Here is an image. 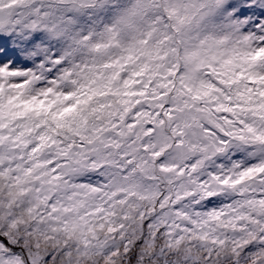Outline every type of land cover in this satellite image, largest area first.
Here are the masks:
<instances>
[{"label": "clouds", "instance_id": "obj_1", "mask_svg": "<svg viewBox=\"0 0 264 264\" xmlns=\"http://www.w3.org/2000/svg\"><path fill=\"white\" fill-rule=\"evenodd\" d=\"M197 8L0 0L37 74L0 84V235L24 264H264V37Z\"/></svg>", "mask_w": 264, "mask_h": 264}, {"label": "snow or ice", "instance_id": "obj_2", "mask_svg": "<svg viewBox=\"0 0 264 264\" xmlns=\"http://www.w3.org/2000/svg\"><path fill=\"white\" fill-rule=\"evenodd\" d=\"M175 2L176 10H179L180 0ZM197 3L196 16L199 19L210 21L219 16L224 19L221 27L231 32H242L249 37H264V0H197ZM191 18V14L185 9L181 23ZM36 39H39V36L28 41V45L34 43ZM17 43L23 42L17 41ZM33 55L37 53L33 52ZM260 57H264V44L252 52V59ZM40 67L46 68L49 76L59 71L58 68L54 69L51 66V62L41 64ZM31 68V63L21 59L18 48L9 49L4 44H0V84L7 82L11 85L23 86L29 78L37 77L36 73L30 71ZM66 111L71 112L72 109ZM20 253L21 249L16 246L11 237L0 235V264H24ZM32 264L36 262L32 261Z\"/></svg>", "mask_w": 264, "mask_h": 264}]
</instances>
